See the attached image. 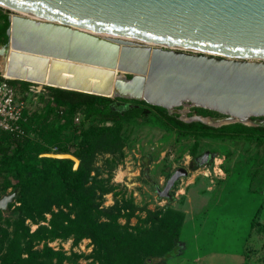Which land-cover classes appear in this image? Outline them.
<instances>
[{"label":"water","instance_id":"1","mask_svg":"<svg viewBox=\"0 0 264 264\" xmlns=\"http://www.w3.org/2000/svg\"><path fill=\"white\" fill-rule=\"evenodd\" d=\"M4 75L177 112L186 105L264 127V0H0ZM124 75H129L125 78ZM5 78V77H4ZM184 116V113L181 114ZM181 120V119H180ZM193 120V119H192ZM192 120L182 121L191 122ZM223 124V123H222ZM209 152L196 159L207 163ZM78 160L70 154H41ZM175 169L158 197L167 200ZM15 192L0 198V212Z\"/></svg>","mask_w":264,"mask_h":264},{"label":"rangeland","instance_id":"2","mask_svg":"<svg viewBox=\"0 0 264 264\" xmlns=\"http://www.w3.org/2000/svg\"><path fill=\"white\" fill-rule=\"evenodd\" d=\"M11 14L18 13L0 7V25L1 17ZM5 42L6 38L0 44ZM16 99L31 118L30 143L37 144L39 135L55 127L58 120L52 114L45 117L42 93L25 95L18 85ZM175 109H185L187 120L198 122L197 108ZM165 111L181 119L179 113ZM156 121L148 112L123 121L120 151L93 156L92 166L96 171L90 172L85 180L78 174L73 193L63 199L46 200L44 206L49 205L56 212L55 203L67 202L62 211H70L69 218H73L79 200L86 199L91 217L97 222L113 218L119 226L140 229L150 225L147 213L166 218L171 224L170 214L173 213V219L179 215V225L175 228L181 245L179 254L153 264H264V140L245 136L198 139L191 155L190 137L162 130ZM225 125L229 124H220ZM103 126L110 124L84 119L82 109L75 111L71 126L60 137L61 143L52 145L50 153L65 147L72 155L89 127ZM205 152L211 153L209 163L193 164V159ZM177 168H183L186 175L173 183L167 200L158 197L155 189H162ZM11 192V187L0 190V198ZM14 198L7 211L2 212L7 214L0 213V264H13L11 259L16 255L14 264H96L90 257L89 238H79L75 233L51 237L39 229H49L50 214H42L40 218L16 213L18 203ZM168 231L171 232L167 229L162 232Z\"/></svg>","mask_w":264,"mask_h":264},{"label":"trees","instance_id":"3","mask_svg":"<svg viewBox=\"0 0 264 264\" xmlns=\"http://www.w3.org/2000/svg\"><path fill=\"white\" fill-rule=\"evenodd\" d=\"M1 19L3 23L0 25V43L5 39V29L8 26L7 17L2 16ZM10 82L18 84L22 90L28 84L23 81ZM42 89L46 106L45 117L52 114L58 120V124L39 135L38 143L34 145H31L29 138L17 139L4 133L0 134V190L11 187L12 192L16 193L14 198L18 203L16 213L26 217L34 214L40 218L42 214H50L47 224L49 229L46 227L39 229L46 231L51 237L57 235L65 237L75 233L79 238H89L92 242L90 257L92 263L96 264H153L156 260L174 257L180 252L181 245L175 229L179 225V215L173 219L171 217L173 213L170 214L171 224L166 218L147 213L150 225L147 229H140L119 226L113 218L97 222L91 217V207L86 199L79 200L77 209L73 211V218H69L70 211H62L67 202L55 203L56 212H52L49 205L44 206L46 200L63 199L65 195L73 193L74 178L78 174L81 173L85 180L90 172L96 171L92 166L93 156L115 154L120 151L122 122L127 118L139 117L148 112L156 118V124L160 129L190 137L191 155L195 153L198 139L219 140L245 136L264 140L263 126L245 127L236 123L213 128L200 122H182L175 115L167 114L163 108L148 105L143 101L104 98L46 86ZM128 103L130 106H127ZM79 109L84 111V119L108 122L110 126L89 127L86 130L79 149L72 153L78 160L76 169L72 170L70 160L40 157L41 154L50 153L52 145L61 143V135L71 126L72 117ZM195 113L201 117L217 115L200 108L195 109ZM30 123L31 118L27 122V129ZM54 154L68 153L65 147H61ZM201 155L195 157V160ZM158 228L161 231H157ZM166 229L171 232H162ZM16 239L19 240V235ZM11 261L14 264L17 255Z\"/></svg>","mask_w":264,"mask_h":264},{"label":"built area","instance_id":"4","mask_svg":"<svg viewBox=\"0 0 264 264\" xmlns=\"http://www.w3.org/2000/svg\"><path fill=\"white\" fill-rule=\"evenodd\" d=\"M0 134L4 133L13 138H29V129L26 128L29 115L25 112L22 103L16 99L18 84L0 76ZM42 85L28 83L23 90L25 95L29 93L43 92ZM76 121L77 118L74 117Z\"/></svg>","mask_w":264,"mask_h":264},{"label":"bare ground","instance_id":"5","mask_svg":"<svg viewBox=\"0 0 264 264\" xmlns=\"http://www.w3.org/2000/svg\"><path fill=\"white\" fill-rule=\"evenodd\" d=\"M0 7H1V8H5V9L10 10V11H14V10H12V9L6 8V7L1 6V5H0ZM14 12L19 13V12H17V11H14ZM4 69H5V59L2 58V57L0 56V76L5 77V78L8 79V77H6V76L4 75ZM182 107H188V106L183 105ZM183 113H184V116L181 115V114H183ZM185 113H186V110L183 109V110H181V111L179 112V115L181 116V119H182L183 121H188L187 118L185 117ZM198 119H199L200 121H202V122L208 124V125H213V126H216V125H219V124L224 123L223 120H212V119H209V118H205V119L198 118ZM242 123H243V124H246V125L251 124V122H249V121H242ZM220 127H221V126H220Z\"/></svg>","mask_w":264,"mask_h":264},{"label":"flooded vegetation","instance_id":"6","mask_svg":"<svg viewBox=\"0 0 264 264\" xmlns=\"http://www.w3.org/2000/svg\"><path fill=\"white\" fill-rule=\"evenodd\" d=\"M211 117H214V116H211ZM210 159H211V153H210V156L208 157V159H206L207 162H208V160H210ZM208 163H209V162H208ZM193 164L198 165V163L196 162L195 158L193 159Z\"/></svg>","mask_w":264,"mask_h":264}]
</instances>
